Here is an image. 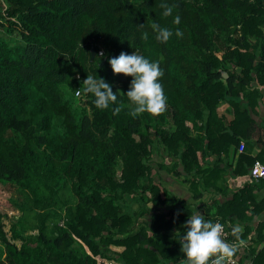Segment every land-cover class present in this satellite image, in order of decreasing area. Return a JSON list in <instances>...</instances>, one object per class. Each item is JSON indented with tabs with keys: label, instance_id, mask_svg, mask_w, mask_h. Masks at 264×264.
<instances>
[{
	"label": "trees",
	"instance_id": "obj_1",
	"mask_svg": "<svg viewBox=\"0 0 264 264\" xmlns=\"http://www.w3.org/2000/svg\"><path fill=\"white\" fill-rule=\"evenodd\" d=\"M153 21L172 29L166 42ZM134 50L164 69L163 112L131 113L132 76L108 58ZM88 74L108 81L117 101L98 108L85 90L79 103ZM261 107L264 0H0V182L16 184L23 202L11 225L19 244L0 212V264H186L179 236L197 207L161 170L181 176L193 198L206 187L226 196L199 212L229 224V242L241 222L251 243L233 255L264 264V220L251 221L264 212V176H249L264 162ZM227 174H248L230 196Z\"/></svg>",
	"mask_w": 264,
	"mask_h": 264
},
{
	"label": "clouds",
	"instance_id": "obj_2",
	"mask_svg": "<svg viewBox=\"0 0 264 264\" xmlns=\"http://www.w3.org/2000/svg\"><path fill=\"white\" fill-rule=\"evenodd\" d=\"M164 16H173V23L179 24L180 14H173V6L161 5ZM158 41L166 42L172 35V29L161 26L153 21L151 25ZM177 36H182L180 28L175 29ZM146 38L147 33H143ZM102 55V53H101ZM109 64L114 72L131 74L130 86L125 92L132 102L131 113L133 115L142 112L160 113L166 109L167 96L163 85L158 77L162 76L164 69L159 60H150L145 55L137 52L121 51L118 55L110 56ZM86 91L94 96L93 103L98 108H107L111 102L117 101V92L113 91L111 84L101 76L94 77L88 74L83 79ZM117 104L113 109L119 111ZM186 230L179 236L181 250L186 258V264H225L239 245L245 241L238 239L237 242H229L223 238L224 225L219 221L208 219L196 209L185 221ZM232 231L239 237L240 229L234 227ZM211 257V259H210Z\"/></svg>",
	"mask_w": 264,
	"mask_h": 264
},
{
	"label": "rangeland",
	"instance_id": "obj_3",
	"mask_svg": "<svg viewBox=\"0 0 264 264\" xmlns=\"http://www.w3.org/2000/svg\"><path fill=\"white\" fill-rule=\"evenodd\" d=\"M79 89H80V94L75 95V97L79 103H82L85 99V89L83 86L79 87ZM84 104L85 103L83 102L82 105H84ZM220 110L227 112L229 114L231 112L230 107L227 104L221 105V107L219 108V111ZM87 112L90 113V109L88 107H87ZM163 161L166 163H170L169 160L167 158H164V157H163ZM161 171H163V170H161ZM164 174H167V173L164 172ZM169 175L178 179L179 182L181 181V179H180L181 176H176L172 172H169ZM186 183L184 184V186L186 188H188ZM180 184L183 185V183H181V182H180ZM127 200L130 202L131 198H127ZM131 202H130L131 203L130 205H133V206L136 205V203H134V201H131ZM21 203H23L22 202V195H21V192L19 191L18 186L16 184H12L9 182H5V183L0 182V212L2 213V221L4 223L3 228H4L8 238L17 244H19V242L21 240H20V238L11 236V225L16 222L17 218L22 213V210L19 208V205ZM149 204H150V202H149ZM211 210H213V207L211 208ZM16 228L19 229L20 228L19 225H17ZM21 231L23 234L27 233L26 230H21ZM3 254H4L3 245L0 242V255H3ZM115 263H116V261H114L112 258H105L103 261H101V264H115ZM116 264H119V263H116Z\"/></svg>",
	"mask_w": 264,
	"mask_h": 264
},
{
	"label": "crops",
	"instance_id": "obj_4",
	"mask_svg": "<svg viewBox=\"0 0 264 264\" xmlns=\"http://www.w3.org/2000/svg\"><path fill=\"white\" fill-rule=\"evenodd\" d=\"M226 105V104H225ZM226 115L229 117L231 116L229 113L225 112ZM259 116L260 117H264V109L261 107V109L259 110ZM260 133H261V130H260ZM255 137H253L254 139ZM260 146L259 144H255L252 146L251 148V153L252 154H255L259 149H260ZM213 157H209L208 159L209 160H212ZM232 158V159H231ZM227 157L225 158L224 160L225 161H228V160H231L232 163L235 162L236 160V154L233 156V157ZM162 174H164L163 171H161ZM166 177H165V180H163V183L164 185H166L171 191H173L178 197L180 198H184L188 201H191L193 203V205H196V210L197 211H204L205 210V205L207 204H210L212 202V200L214 199H217V198H225L226 196L222 195L220 193V191H217L213 188H207L206 189H201L202 190V193L203 195L201 197H197V198H193L191 197V192L189 191L188 188H186L184 186V184L186 183L184 180H181L180 182L183 183L180 184V182L178 181V179H176L175 177L173 176H170V175H166L164 174ZM248 174L246 175H233V174H227L226 177H227V181H228V184L230 185V190H229V195L231 194V189H233L234 187H237L245 178H247ZM180 179H182L180 177ZM169 185H168V184ZM263 183V182H262ZM187 184V183H186ZM171 185V186H170ZM170 186V187H169ZM188 186V185H187ZM259 195H264V189H261L258 191ZM212 204V203H211ZM211 211V210H210ZM211 213V212H209ZM219 217V216H218ZM260 220H264V212H262L261 214L259 215H254L252 218H251V221H252V224L254 225L256 222L260 221ZM250 221V222H251ZM235 225L239 228H242V223L241 222H235Z\"/></svg>",
	"mask_w": 264,
	"mask_h": 264
},
{
	"label": "built area",
	"instance_id": "obj_5",
	"mask_svg": "<svg viewBox=\"0 0 264 264\" xmlns=\"http://www.w3.org/2000/svg\"><path fill=\"white\" fill-rule=\"evenodd\" d=\"M101 51L102 50H100V52ZM79 94H80V89L77 88L75 90V95H79ZM243 146H244V142L240 141L238 149L241 150L243 148ZM249 176L253 177V178H258V177L264 176V162L260 161L259 159H255L253 161L252 165L249 167ZM222 224L224 225V229H223V238H224L225 236H227L229 234L228 229H227V225H229V224H225V223H222ZM252 234L247 235L246 238L238 237L237 239L230 240V241L231 242H237L238 239H243L245 241V243L243 245H239V247L244 248V247H247V245L249 243H251ZM210 259H211V257H210ZM225 264H250V259L246 258L241 262V261H239L237 256L232 254L230 257L226 258Z\"/></svg>",
	"mask_w": 264,
	"mask_h": 264
},
{
	"label": "water",
	"instance_id": "obj_6",
	"mask_svg": "<svg viewBox=\"0 0 264 264\" xmlns=\"http://www.w3.org/2000/svg\"><path fill=\"white\" fill-rule=\"evenodd\" d=\"M92 54H93V52H92ZM223 74H224V75L226 74L225 71L223 72Z\"/></svg>",
	"mask_w": 264,
	"mask_h": 264
}]
</instances>
